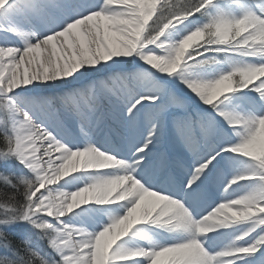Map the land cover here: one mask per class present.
<instances>
[{
    "label": "snow or ice",
    "instance_id": "6c2138e0",
    "mask_svg": "<svg viewBox=\"0 0 264 264\" xmlns=\"http://www.w3.org/2000/svg\"><path fill=\"white\" fill-rule=\"evenodd\" d=\"M0 264H264V0H0Z\"/></svg>",
    "mask_w": 264,
    "mask_h": 264
}]
</instances>
